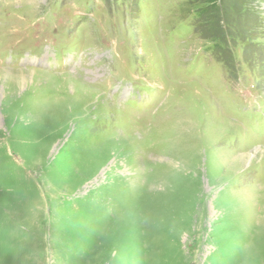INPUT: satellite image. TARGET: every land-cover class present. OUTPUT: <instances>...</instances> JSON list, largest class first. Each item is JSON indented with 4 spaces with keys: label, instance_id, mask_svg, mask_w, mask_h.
<instances>
[{
    "label": "rangeland",
    "instance_id": "rangeland-1",
    "mask_svg": "<svg viewBox=\"0 0 264 264\" xmlns=\"http://www.w3.org/2000/svg\"><path fill=\"white\" fill-rule=\"evenodd\" d=\"M0 264H264V0H0Z\"/></svg>",
    "mask_w": 264,
    "mask_h": 264
},
{
    "label": "bare ground",
    "instance_id": "bare-ground-1",
    "mask_svg": "<svg viewBox=\"0 0 264 264\" xmlns=\"http://www.w3.org/2000/svg\"><path fill=\"white\" fill-rule=\"evenodd\" d=\"M255 157V156H252V158Z\"/></svg>",
    "mask_w": 264,
    "mask_h": 264
}]
</instances>
